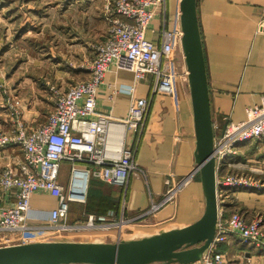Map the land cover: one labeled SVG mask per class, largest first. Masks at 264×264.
Instances as JSON below:
<instances>
[{"label": "built area", "instance_id": "built-area-1", "mask_svg": "<svg viewBox=\"0 0 264 264\" xmlns=\"http://www.w3.org/2000/svg\"><path fill=\"white\" fill-rule=\"evenodd\" d=\"M102 8L108 32L104 40L91 45L89 77L64 89L51 85L54 106L46 121L18 120L12 128L0 127V148L19 147L23 154L20 160L7 164L0 174L2 189L6 193L13 191L16 196L13 203L0 208V246L39 241L30 240L37 237L36 232L43 233L40 237L46 236V240H59L65 231L102 228L110 241H121L138 237L141 232L148 234L166 229L149 231L146 215L175 204L179 193L198 171L196 166L185 176L167 179L168 187L162 199L153 201L145 213L135 217L124 213L119 217L88 213L82 221L68 220L71 201H86L91 179L125 187L133 173L143 171L132 148L127 146L126 127L130 122L143 120L149 101L146 97H134L126 118L97 111V91L105 84L107 71L128 70L137 79L152 75L153 92L170 96L175 92V75L188 77L187 68L181 74L174 65L176 47L183 36L181 24L169 27L164 19L161 45L147 35L160 9L166 16L167 0H104ZM123 90L133 95L134 86L115 88L118 92ZM213 126L215 132L219 125ZM249 142L264 145V96L259 103L246 108L243 119L227 116L223 130L215 133L220 215L215 236L199 264H247L243 259L230 260L220 250V245L231 236L238 237L244 245L264 251V213H254L250 218L240 210L228 216L223 213L229 191L264 192V169H252L240 158L242 145ZM64 161L71 164L68 190L59 178ZM36 192L58 197V205L51 210L46 224L28 222L31 197Z\"/></svg>", "mask_w": 264, "mask_h": 264}, {"label": "crops", "instance_id": "crops-1", "mask_svg": "<svg viewBox=\"0 0 264 264\" xmlns=\"http://www.w3.org/2000/svg\"><path fill=\"white\" fill-rule=\"evenodd\" d=\"M86 1L90 4L88 14L84 13V17L88 15L89 24L84 23L88 26L84 38L91 46L106 38L109 25L102 3ZM198 16L213 124L219 125V128H215L217 134L223 130L227 116L230 115L235 120L243 119L246 108L259 103L264 96V0H198ZM165 18L169 27L176 28L180 25L179 0H167L166 16L160 9L147 31L148 37L158 45L163 41ZM181 49L178 43L176 58L181 56ZM89 51L90 56H93L91 47ZM181 52L183 53V49ZM179 64L183 65L181 61ZM185 70L186 67L181 68V74ZM88 77L89 73L83 80ZM120 85L124 89L133 85V95L124 90L115 91ZM153 86L152 75L137 79L128 70L113 68L107 71L105 84L97 91V111L112 117L126 118L134 97H146L149 101L144 109L143 120L139 123L130 122L126 127L127 146L132 148L143 171L133 173L125 187L91 179L86 201L70 203V222L82 221L88 213H103L115 217L122 213L128 217L145 213L153 201L162 199L168 187L167 179L180 178L195 169L196 137L188 77L183 74L174 77L173 96L154 93ZM53 106L44 118L39 111L33 110L30 120L38 123L46 121ZM2 120L0 118V126ZM241 148V159L252 169H264L263 144L249 142ZM22 155L19 147L0 148V174L7 164L20 160ZM70 171L71 164L64 161L59 178L66 190L71 185ZM15 200L13 191L6 193L0 186V208ZM30 203L28 222L46 224L50 221L51 210L58 205V197L47 192H36ZM204 208L205 195L200 173L197 171L190 184L179 193L175 204L146 215L145 219L149 224L146 228L154 231L156 228L168 229L189 224L202 215ZM235 210H240L249 218L254 213H264V192L229 191L223 213L228 216ZM133 227L140 229L138 225ZM34 235L37 237L30 240L47 239L46 236L40 237L43 235L40 232ZM59 239L110 241L102 228L65 231ZM219 248L230 260L243 259L247 264H264V251L244 245L238 237L231 236ZM194 264H199V261Z\"/></svg>", "mask_w": 264, "mask_h": 264}, {"label": "water", "instance_id": "water-1", "mask_svg": "<svg viewBox=\"0 0 264 264\" xmlns=\"http://www.w3.org/2000/svg\"><path fill=\"white\" fill-rule=\"evenodd\" d=\"M181 45L188 70L196 146L195 162L205 208L195 221L121 241L39 240L0 246V264H194L208 252L220 205L214 126L198 0H179Z\"/></svg>", "mask_w": 264, "mask_h": 264}, {"label": "rangeland", "instance_id": "rangeland-1", "mask_svg": "<svg viewBox=\"0 0 264 264\" xmlns=\"http://www.w3.org/2000/svg\"><path fill=\"white\" fill-rule=\"evenodd\" d=\"M92 1L103 5L104 0ZM89 4L86 0H0L1 128L31 119L33 110L46 117L54 105L51 85L64 89L87 76L92 57L84 38ZM181 51L174 61L178 71L185 67Z\"/></svg>", "mask_w": 264, "mask_h": 264}, {"label": "trees", "instance_id": "trees-1", "mask_svg": "<svg viewBox=\"0 0 264 264\" xmlns=\"http://www.w3.org/2000/svg\"><path fill=\"white\" fill-rule=\"evenodd\" d=\"M98 214H101V213H98ZM103 214V213H102Z\"/></svg>", "mask_w": 264, "mask_h": 264}]
</instances>
